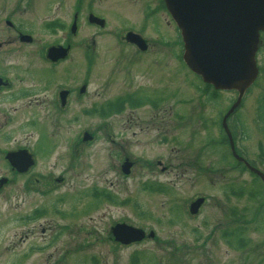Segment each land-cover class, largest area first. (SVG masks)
<instances>
[{
	"label": "rangeland",
	"instance_id": "374dc122",
	"mask_svg": "<svg viewBox=\"0 0 264 264\" xmlns=\"http://www.w3.org/2000/svg\"><path fill=\"white\" fill-rule=\"evenodd\" d=\"M14 1L0 0V17L14 11L33 42L6 45L4 75L29 83L32 95L0 94V264H264V197L253 195L263 184L241 163L232 168L221 127L237 95L205 88L186 69L161 0H20L17 9ZM89 13L104 27L89 25ZM128 32L147 42L146 53L125 41ZM66 38V61L46 68L37 51ZM262 75L225 126L236 156L264 175ZM62 89L72 92L65 109ZM137 89L152 102L124 98ZM38 139L36 165L13 172L6 153L36 152ZM199 198L205 204L189 215ZM115 224L142 229L144 240L116 244Z\"/></svg>",
	"mask_w": 264,
	"mask_h": 264
},
{
	"label": "water",
	"instance_id": "95a60500",
	"mask_svg": "<svg viewBox=\"0 0 264 264\" xmlns=\"http://www.w3.org/2000/svg\"><path fill=\"white\" fill-rule=\"evenodd\" d=\"M163 2L180 32L183 43L182 60L186 67L215 90L237 93L236 102L223 118L222 125L226 129V118L236 109L241 97L257 76L255 54L259 34L264 33V0H163ZM88 21L100 27L104 24L102 20L92 15ZM74 31L73 25L71 32ZM126 40L135 44L141 51L147 49L144 40L136 34L128 33ZM21 41L31 42V38L22 36ZM68 50L69 47H51L47 51V58L52 62L64 59ZM83 90L81 88L80 92ZM66 96L67 92L60 93L62 105ZM89 139L85 135L84 140ZM5 158L10 166L20 173L26 172L32 165L25 151L8 153ZM131 166L126 160L121 166L122 173L128 175ZM246 167L264 181L259 171L248 164ZM5 183V179L0 180V187ZM203 202V199L193 202L189 206L190 214H197ZM111 233L115 242L122 245L138 243L145 238L142 229L124 224L115 225ZM148 237L153 238V232H150Z\"/></svg>",
	"mask_w": 264,
	"mask_h": 264
},
{
	"label": "flooded vegetation",
	"instance_id": "af4514ba",
	"mask_svg": "<svg viewBox=\"0 0 264 264\" xmlns=\"http://www.w3.org/2000/svg\"><path fill=\"white\" fill-rule=\"evenodd\" d=\"M9 1L11 2V0H9ZM26 3H27V1L25 2V4ZM57 3H59V1ZM81 5H83L82 0H77V6L80 7ZM14 6H15V9L21 7V1L20 0H15L14 1ZM4 13H5V11L4 12L0 11V16L2 14H4ZM14 14H15V12L11 11L5 16L4 19L0 17V80L3 82V83L2 82L0 83V94L8 92L9 93L8 98L14 99V100H18V99L21 100V98H27L29 95H32L31 94L32 90L30 89L31 85H29V83H12V80H10L8 77H6L4 75V70H5V65H6V45L9 46L12 43L14 44L16 39L18 40V44H20V45L24 44V43L21 42V37L29 35L27 29L24 26L18 25L19 23H17V25H16V23H14V21H15L14 20ZM89 14H91V13H89ZM78 16H79L78 12L74 13V15L72 16V23H73L74 20H76V23H77ZM5 26L12 33V37L8 41H6V39L4 37V33H5L4 27ZM77 32L78 31H76L74 37L77 35ZM3 37H4V39H3ZM68 39L67 38L65 40L63 39L62 41H60L58 43L55 42L53 44H50L48 47H50V46H64V47L70 46L68 44V42H66ZM32 42H31V44H32ZM48 47L41 48L39 51H37L36 55L40 58L41 63L46 68L52 70L53 68H55L58 65H60L62 62H58L56 64H52V63H50L47 60L46 51H47ZM17 48H19V47H17ZM18 50H20V49H18ZM259 54H263L264 55V35L261 36V41H260V44H259V49H258V53H257V57H256L257 67H258V77L260 75L263 76L262 74H264V66H262V64L258 60V55ZM1 69H3V70L1 71ZM24 71L25 70H23V72ZM16 77L18 78L19 76H16ZM258 77H257V79H258ZM63 91H66L68 93L66 98H65L64 105H62L61 98H60V93L63 92ZM79 91H78V93H79ZM71 94H72V92L69 89H62V90H60L58 92V102H59V105H60L61 109H65L66 108V105L68 103V98L70 97ZM142 94H143V92H141L140 89H137L135 92L125 95L124 98L125 99H130V100L135 99L137 101H141L142 100L144 102H152L151 100H149V98L146 95H144V94L142 95ZM157 100L158 101L161 100L160 96H158ZM37 141H38V143H36V146H35L36 147V150H35L36 152L31 151L30 149L24 148V147L22 149V150H27L32 155L34 163H33V166L30 169H32L36 165V162H37V157H38L37 152H38V149H39V145L41 143L39 139ZM41 145H42V143H41ZM4 159H5V157H4ZM30 169H29V171H30ZM27 173L19 174V175H26ZM60 181L61 180H59V182Z\"/></svg>",
	"mask_w": 264,
	"mask_h": 264
},
{
	"label": "trees",
	"instance_id": "16d2710c",
	"mask_svg": "<svg viewBox=\"0 0 264 264\" xmlns=\"http://www.w3.org/2000/svg\"><path fill=\"white\" fill-rule=\"evenodd\" d=\"M207 88H209V87H207ZM263 114H264V112H263ZM263 120H264V117H263ZM264 122V121H263ZM232 168L233 169H240V165H238L237 163H235L233 166H232ZM243 169V168H242ZM255 180V179H254ZM254 195L255 196H257V197H259V198H261V197H264V191L263 190H258V191H256V192H254ZM234 238H237V236H234L233 235V239Z\"/></svg>",
	"mask_w": 264,
	"mask_h": 264
}]
</instances>
